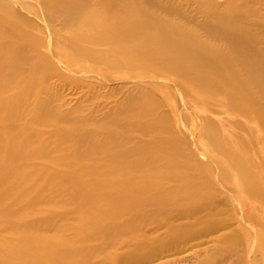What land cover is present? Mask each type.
Here are the masks:
<instances>
[{
    "label": "bare ground",
    "instance_id": "obj_1",
    "mask_svg": "<svg viewBox=\"0 0 264 264\" xmlns=\"http://www.w3.org/2000/svg\"><path fill=\"white\" fill-rule=\"evenodd\" d=\"M220 155L264 195V0H0V264H264Z\"/></svg>",
    "mask_w": 264,
    "mask_h": 264
},
{
    "label": "rangeland",
    "instance_id": "obj_2",
    "mask_svg": "<svg viewBox=\"0 0 264 264\" xmlns=\"http://www.w3.org/2000/svg\"><path fill=\"white\" fill-rule=\"evenodd\" d=\"M65 50H66V48H65ZM73 92L74 91H72L70 89H65L64 95L66 97H68ZM214 115H216V114H214ZM196 126H197L196 123H192V121H189V127H191V129L197 130ZM244 135L246 137H249L247 133H245ZM258 136H259V138L262 137V131L259 132ZM198 142L200 143L201 149L204 152H206V151L211 152L212 151L213 146H212V143L210 142L209 139L201 138V139H199ZM222 157L223 156L220 155L219 158H217V160H219L218 162L221 165V167L224 168L226 174L223 177H221L219 179V181L217 182L219 192H218V194H216V196L214 195V198H216L215 200H217V203L218 204H238V197H239V198L243 199L244 204H264V195L254 196V195H251L248 192H246L243 184L240 182L241 177H240V174L238 173V171L236 169H233L232 167H230L228 165V163H226V161H224V160H226V158H224V157L222 158ZM221 159H222V161H221ZM224 186H225V188H224ZM226 186H228V187H226ZM229 186H231V187H229ZM224 189H226V190H224ZM229 190L231 191V193ZM232 191H233V193H232ZM218 201H220V202H218Z\"/></svg>",
    "mask_w": 264,
    "mask_h": 264
}]
</instances>
